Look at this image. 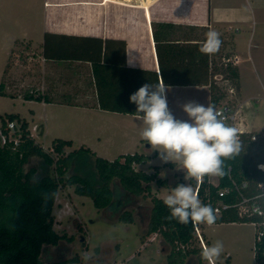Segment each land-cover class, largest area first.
I'll use <instances>...</instances> for the list:
<instances>
[{
    "label": "trees",
    "instance_id": "obj_1",
    "mask_svg": "<svg viewBox=\"0 0 264 264\" xmlns=\"http://www.w3.org/2000/svg\"><path fill=\"white\" fill-rule=\"evenodd\" d=\"M155 31L156 49L160 63V73L156 70L129 68L122 63L121 71L116 75L118 52H110V43L115 40H104L96 36H77L48 32L45 34L43 55L52 59H80L92 63L93 74L97 86L99 106L102 109L135 113L136 105L130 103L129 97L144 83L164 84H210L211 104L216 106L221 96L216 92L218 87L210 80L209 54L202 53L200 48L205 39L193 34L194 27L177 25L172 22L159 24ZM176 37V38H175ZM180 37L202 42L192 44L177 43ZM121 49L125 51V43ZM161 48L165 49L167 60L164 62ZM169 66L167 74L165 67ZM124 68V69H123ZM235 74H237L234 71ZM127 79L133 86L125 89L117 88L116 81ZM148 79V81H147ZM3 85H1V88ZM26 99L42 100L41 93L34 95L29 90ZM10 120H17L21 125L20 143L0 145V264H66L79 260L78 256L66 259L43 260L45 246L56 245L65 237L54 227L53 214L57 195L63 186L74 185L76 193L89 196L99 209L110 210L112 216L125 223L135 221V216L127 211L129 205H135L138 197H146L152 192V182L162 185L165 180L158 177L159 169L148 173L137 169L135 164L147 162L150 157L142 153L120 155L114 160L96 156L84 145L66 153V148L73 145L72 140L57 138L53 141L51 151L45 150L36 141L29 130V123L19 114H11ZM4 124L2 127L4 128ZM241 151L233 158L224 159V176H218V184L210 181L206 175L198 183L191 178L197 195L203 204L211 207L219 200L232 203L237 201L238 192L232 190L223 197L219 196L222 188L233 185V181L241 184L248 180L249 194H259V183L264 181V171L257 165L264 162V146L253 142L250 135L243 133L239 139ZM51 152L57 154L54 158ZM32 156L43 159L46 166H55V174H36L35 169L25 171V165ZM78 164L87 174H71L64 179L68 167ZM93 169V171H92ZM165 198L154 196L153 207L147 232L162 236L163 245L170 246L168 264H185L191 256L202 259L201 247L195 248L193 242L198 237L196 224H180L177 220L168 219L169 209L163 204ZM264 208V195L260 198ZM7 217V220L5 218ZM263 216L255 215L252 219L239 218L231 209L222 215H216L215 223L222 222H262ZM198 224V223H197ZM258 231L264 226H258ZM167 248V247H163ZM255 257L258 264H264V234L261 240L256 237Z\"/></svg>",
    "mask_w": 264,
    "mask_h": 264
},
{
    "label": "rangeland",
    "instance_id": "obj_2",
    "mask_svg": "<svg viewBox=\"0 0 264 264\" xmlns=\"http://www.w3.org/2000/svg\"><path fill=\"white\" fill-rule=\"evenodd\" d=\"M43 1L0 0V127L7 125L11 114H19L30 124L36 141L44 149L51 151L49 149L55 139H71L73 133L66 121L56 120L54 112L60 110L57 108L59 106L51 102V104L48 102L44 104L42 101L25 98L27 90L37 95L40 91L38 86L49 85V78L45 80L42 72V44L36 45L25 40L17 46L14 45L15 36L24 30L23 24L29 23V19L35 16L37 2L38 22L42 25ZM225 26L227 28L229 26L230 29L223 26L215 29L206 26L194 27L193 34L205 40L210 30L219 34L222 44L217 52L209 54L212 60L210 80L218 87L216 92L221 96L222 101L229 100L240 105L235 122L237 129L262 131L264 128V83L260 81L263 78L261 71H264V57L259 51L256 52L255 59L258 61L261 57L260 69L258 66L248 67L246 63H243L242 55L237 64L228 62L227 59L243 51V45L234 39L236 25L225 24ZM41 31V26L38 29L33 27L27 29V32L35 39L42 35ZM227 77L232 79L236 88L233 94H227L224 90ZM1 85H3L2 88ZM63 116L68 117L66 113ZM45 125V132L41 133L38 127ZM76 147L78 145L70 149L66 148V153ZM51 153L57 159V154ZM30 169H35L38 175L45 173L56 175L55 166H46L43 159L38 156H32L26 163L25 171ZM76 173L87 174L86 170L78 164H73L67 168L64 179ZM162 173L161 176L167 178L168 182L171 178L174 180L184 178L186 180L184 185H190L194 190L195 186L189 183V175L181 173L179 167L176 169L166 167ZM210 176V179L215 182L216 175ZM166 192L171 191L165 190L160 196L166 198ZM154 196L156 193L152 190L146 197H138L135 205H129L126 209L135 216V221L125 223L116 215L111 217L110 210L96 207L91 197L76 193L74 185L61 187L53 209L54 227L60 234H64L65 238L56 245L45 246L42 259L46 261L78 256L79 260L69 261L66 264H168V254L171 249L169 245H163L162 236L158 233L143 236L147 232ZM2 218L0 217V220H3ZM198 225L206 238L208 247L213 246L217 241L223 243V251L215 259V264H258L255 257L258 226L251 222H223L212 225L198 223ZM201 243L202 240L197 237L192 247L204 249ZM187 260L189 263L186 264H209L206 259L203 258L199 262V259L194 256Z\"/></svg>",
    "mask_w": 264,
    "mask_h": 264
},
{
    "label": "crops",
    "instance_id": "obj_3",
    "mask_svg": "<svg viewBox=\"0 0 264 264\" xmlns=\"http://www.w3.org/2000/svg\"><path fill=\"white\" fill-rule=\"evenodd\" d=\"M145 2L148 3L145 4ZM43 3L42 25L38 22L37 2L35 16L29 19V23H24V30L15 36V46L29 40L36 45L42 44L43 49L45 34L48 32L115 40L117 42H111L109 48L110 52H118L117 60L114 61L117 76L121 71L119 66L122 63L129 68L156 70L160 73L154 34L156 29L160 30L159 24L165 22L191 27L206 26L211 29L222 26L230 29L225 24H235L234 39L243 45V51L237 54L243 56V63L250 68L258 66L260 69L261 57L257 61L256 52L259 51L264 57V0H44ZM39 26L42 27V35L35 39L27 32V29L32 27L38 29ZM120 41L125 43L124 53ZM176 42L192 44L202 41L180 37V40ZM161 55L166 62L167 54L164 48H161ZM42 59V72L45 80L49 78V85L38 86L40 90L38 94L41 93L43 96L42 100L38 101L59 106L57 108L60 110L54 112L56 120L66 121L73 133L71 139H66L73 142L69 149L75 145H78L76 148L84 145L89 147L96 156L109 160L124 154L148 155L150 159L147 162L135 164V167L148 173L155 172V167H158V177L165 180L162 185L156 184L155 181L151 184L153 193L155 192L158 197H161L163 191H172L171 188L186 183L184 178L180 180L171 178L168 182L167 178L161 176L166 167L173 169L179 167L181 173L187 172L183 168L182 159L169 157L165 162L159 158V153H164V150L154 148L141 137L145 127L142 120L137 119L133 113L100 108L90 61L47 59L44 55ZM211 65L210 58V68ZM165 69L169 74V66ZM261 75L263 78L260 82L264 83V71H261ZM160 81L163 83L161 79ZM115 86L125 89L126 86L131 88L133 84L124 77L116 81ZM165 86L168 89L169 109L177 120L191 122L181 107L186 102L196 101L205 106L211 104L212 92L209 82L165 84ZM65 113L68 117L63 116ZM45 129L46 125L38 127L41 133L45 132ZM29 130L32 135L30 124ZM189 177V183H192V177ZM210 181L218 184V175L215 182L211 179ZM195 190L194 187V192ZM166 193L169 195L171 192ZM198 228L200 233L197 236L203 241L201 243L203 248H206L208 247L206 238L201 233L199 225Z\"/></svg>",
    "mask_w": 264,
    "mask_h": 264
},
{
    "label": "clouds",
    "instance_id": "obj_4",
    "mask_svg": "<svg viewBox=\"0 0 264 264\" xmlns=\"http://www.w3.org/2000/svg\"><path fill=\"white\" fill-rule=\"evenodd\" d=\"M206 37L200 51L205 54L217 52L222 44L219 34L210 30ZM167 91L164 82H147L130 95V103L136 105L134 115L145 125L141 137L167 153H159V158L165 162L169 157L182 159L183 168L191 177L224 176V159L233 158L241 151L237 129L227 125L210 103L207 106L196 101L184 103L182 110L191 122L177 120L169 109ZM163 204L169 209L168 219L183 225L194 222L212 225L216 221L211 205L203 204L190 185H177ZM222 251L223 243L217 241L204 248L201 255L209 264H214Z\"/></svg>",
    "mask_w": 264,
    "mask_h": 264
},
{
    "label": "built area",
    "instance_id": "obj_5",
    "mask_svg": "<svg viewBox=\"0 0 264 264\" xmlns=\"http://www.w3.org/2000/svg\"><path fill=\"white\" fill-rule=\"evenodd\" d=\"M228 62H232L233 64H237L240 61V56L238 54L233 57L227 59ZM227 83L225 85V92L227 94H233L235 92V86L231 78L227 77ZM216 111L220 114V118L229 126L236 128L235 122L239 115L240 105H236L233 102L222 101L220 99L219 103L215 106ZM237 129V128H236ZM243 133H247L250 135V139L253 142L261 143L264 146V128L262 131H247L237 129L238 138L240 139ZM22 136L21 125L16 122V120H9L6 127H0V145H6L9 143H13L14 145H18L20 143V139ZM264 165V162H261L257 165V167L264 171V168L261 166ZM202 180L198 179V183ZM259 189H261V193L259 194H249L250 183L248 180L243 181L241 184L233 181V185L229 187H225L220 189L219 196L223 197L226 194L230 193L232 190H237L238 196L237 201L229 203L224 200H219L216 202L212 208L214 210L215 215H222L225 211H229L234 209L239 216V218H248L252 219L255 215L263 216L262 222H251L256 226H264V208L261 204L260 198L264 195V181L259 183ZM197 193V190H195ZM196 224V231L199 232L198 224ZM263 230H259L257 233V239L261 240L263 236ZM203 243V241H202Z\"/></svg>",
    "mask_w": 264,
    "mask_h": 264
},
{
    "label": "flooded vegetation",
    "instance_id": "obj_6",
    "mask_svg": "<svg viewBox=\"0 0 264 264\" xmlns=\"http://www.w3.org/2000/svg\"><path fill=\"white\" fill-rule=\"evenodd\" d=\"M194 257H196V256H194ZM202 259H203V257H202ZM189 260H190V259H189ZM189 260H187V261L185 262V264H186V263H189ZM199 262H200V260H199Z\"/></svg>",
    "mask_w": 264,
    "mask_h": 264
},
{
    "label": "bare ground",
    "instance_id": "obj_7",
    "mask_svg": "<svg viewBox=\"0 0 264 264\" xmlns=\"http://www.w3.org/2000/svg\"><path fill=\"white\" fill-rule=\"evenodd\" d=\"M149 1H151V0H149ZM124 2V1H123ZM148 2H145V4H147Z\"/></svg>",
    "mask_w": 264,
    "mask_h": 264
}]
</instances>
